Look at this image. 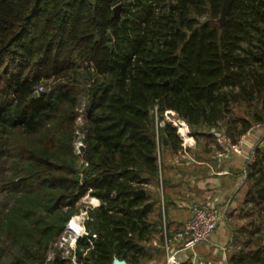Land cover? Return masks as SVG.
Returning <instances> with one entry per match:
<instances>
[{"label":"trees","instance_id":"16d2710c","mask_svg":"<svg viewBox=\"0 0 264 264\" xmlns=\"http://www.w3.org/2000/svg\"><path fill=\"white\" fill-rule=\"evenodd\" d=\"M223 3L0 0V264L151 259L163 223L148 186L162 148L183 149L163 114L212 143L264 126V0H232L220 24ZM253 153L246 202L261 217L264 146ZM85 197L99 204L65 255ZM260 240L228 264H264Z\"/></svg>","mask_w":264,"mask_h":264},{"label":"crops","instance_id":"0c3cea01","mask_svg":"<svg viewBox=\"0 0 264 264\" xmlns=\"http://www.w3.org/2000/svg\"><path fill=\"white\" fill-rule=\"evenodd\" d=\"M244 136L240 153L223 158L218 157L216 146L206 138L193 137L188 141V146L177 153L171 152L166 146L161 150L160 180L157 184L149 185L148 189L152 197L159 200L162 211L163 227L160 234L166 233L172 240L171 252H177L181 264H190L192 261L195 264H228L231 256L246 250L248 239L251 240L250 245L254 246L261 236L260 243L264 245V231L261 228L264 215L258 216L247 204L249 183L245 181L246 157L253 152L256 144L264 146V126ZM195 204L217 207L223 219L205 242L193 249L183 250V242L174 236L182 231L190 217V208ZM247 219L249 228L244 230L231 225ZM258 227L259 232L254 233ZM255 236L259 237L256 239ZM155 239L151 242L154 252L149 263L163 264L166 258L164 246L155 244Z\"/></svg>","mask_w":264,"mask_h":264},{"label":"built area","instance_id":"2783aa9c","mask_svg":"<svg viewBox=\"0 0 264 264\" xmlns=\"http://www.w3.org/2000/svg\"><path fill=\"white\" fill-rule=\"evenodd\" d=\"M166 123L175 128L176 133L181 141L182 148L188 146V141L193 137L191 136L189 126L186 124V122L178 118L173 112L166 111L163 114V119L158 121L157 125L159 127H163ZM244 138L245 136H241L236 142H232L231 139L225 135V133H218L215 137V145L218 157L223 158L229 154H239L241 151V146L244 143ZM76 144L77 145L75 147L78 151L82 144L80 141ZM254 159L255 156L253 152L248 154L246 157L247 166L251 165L254 162ZM91 199L95 203V206L92 204L91 208L98 206V200L92 197ZM190 212V217L185 222L182 231L174 236L175 239L181 240L183 242V250L193 249L197 244L205 242L217 229L218 225L223 219V214L217 207H204L195 204L191 206ZM73 219L74 218L69 220L64 231V234L68 233L69 236L67 239L61 237L59 241L60 246L66 244L69 245L70 248L67 250L68 253L74 247V244L79 238L87 235L84 229V221L87 219L86 211L85 216L82 218L83 220H81V224L78 221L76 223L73 222ZM171 245L172 240L166 235V233H163V246L166 254L165 262L163 264H181L180 259L176 256L177 252H171ZM190 264L195 263L192 261Z\"/></svg>","mask_w":264,"mask_h":264},{"label":"rangeland","instance_id":"374dc122","mask_svg":"<svg viewBox=\"0 0 264 264\" xmlns=\"http://www.w3.org/2000/svg\"><path fill=\"white\" fill-rule=\"evenodd\" d=\"M219 23L222 24V20L219 19ZM79 141H81V135H79L78 133L75 136L74 139V144L75 146L77 145L76 143H78ZM212 143V142H211ZM215 145V143H214ZM216 146V145H215ZM162 154V153H161ZM158 194V193H157ZM2 199V193L0 192V202ZM92 204L95 206L94 201L91 199V197H85L80 201V205L82 206L83 209L80 210L79 214H77L75 217H73L74 219L72 220L73 222H79L81 224V220H83L82 218L85 216V211L88 207H91ZM81 214V215H80ZM83 216V217H81ZM83 222V221H82ZM85 222V221H84ZM250 222H252V219L250 218ZM258 222V221H257ZM264 223V222H263ZM249 220H244L242 221V223H237V222H233L231 225H235L237 228H242L244 230V228H249L248 226ZM241 226V227H240ZM263 227V228H262ZM262 230L264 231V224L261 226ZM249 230V229H248ZM69 236L68 233H63L62 237H64L65 239H67V237ZM259 237V236H258ZM258 237L255 236V238L257 239ZM264 239V238H263ZM156 242L155 244H159V245H163V240L161 241L160 239H158V237L155 239ZM154 245V244H153ZM60 246V245H59ZM62 248L65 249V255H68V249L70 248L68 244L60 246ZM66 247V248H65ZM165 261V260H164ZM143 264H150L149 261L144 262Z\"/></svg>","mask_w":264,"mask_h":264},{"label":"water","instance_id":"95a60500","mask_svg":"<svg viewBox=\"0 0 264 264\" xmlns=\"http://www.w3.org/2000/svg\"><path fill=\"white\" fill-rule=\"evenodd\" d=\"M231 1L232 0H224L223 8L221 11V16H220V19L222 20V22L224 21L225 15H226L227 10H228V6H229ZM120 10H121V5H117L113 8L115 17H117V18L119 17ZM35 96H37V94H35ZM163 141H164V144H166V141L165 140H163ZM144 194H145V192L143 190H139V191L135 192L136 196H144ZM113 264H127V263L124 261H120V260H114Z\"/></svg>","mask_w":264,"mask_h":264}]
</instances>
